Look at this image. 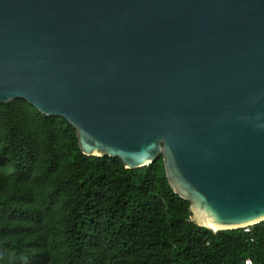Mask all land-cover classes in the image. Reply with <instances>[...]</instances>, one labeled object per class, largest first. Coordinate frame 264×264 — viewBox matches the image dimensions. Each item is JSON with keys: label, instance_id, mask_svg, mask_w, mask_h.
Returning <instances> with one entry per match:
<instances>
[{"label": "water", "instance_id": "95a60500", "mask_svg": "<svg viewBox=\"0 0 264 264\" xmlns=\"http://www.w3.org/2000/svg\"><path fill=\"white\" fill-rule=\"evenodd\" d=\"M66 119L85 155H162L191 220H264V0H0V104Z\"/></svg>", "mask_w": 264, "mask_h": 264}, {"label": "trees", "instance_id": "16d2710c", "mask_svg": "<svg viewBox=\"0 0 264 264\" xmlns=\"http://www.w3.org/2000/svg\"><path fill=\"white\" fill-rule=\"evenodd\" d=\"M264 264V220H191L160 155L125 168L85 155L75 128L23 99L0 104V264Z\"/></svg>", "mask_w": 264, "mask_h": 264}, {"label": "built area", "instance_id": "2783aa9c", "mask_svg": "<svg viewBox=\"0 0 264 264\" xmlns=\"http://www.w3.org/2000/svg\"><path fill=\"white\" fill-rule=\"evenodd\" d=\"M245 264H251L250 260L247 259V260L245 261Z\"/></svg>", "mask_w": 264, "mask_h": 264}]
</instances>
